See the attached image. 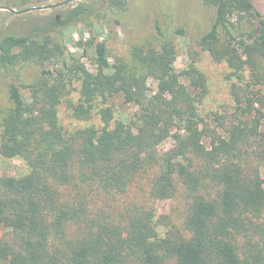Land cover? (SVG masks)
I'll use <instances>...</instances> for the list:
<instances>
[{
	"label": "trees",
	"instance_id": "trees-1",
	"mask_svg": "<svg viewBox=\"0 0 264 264\" xmlns=\"http://www.w3.org/2000/svg\"><path fill=\"white\" fill-rule=\"evenodd\" d=\"M128 1L103 0V10L79 3L26 31L0 34V73L9 78L0 154L29 168L0 179V225L17 239L0 240V264H264V13L253 0H199L213 16L196 44L225 63L233 80V110L216 114L212 125L198 110L207 85L194 59L175 68L183 26L156 22L151 39L132 43L110 64L109 33ZM94 14L108 34L80 40L81 53L68 50L63 29L91 28ZM91 51L96 72L80 62ZM28 66L35 77L24 78ZM116 97L138 107L127 122L114 117ZM63 102L75 119L96 114L101 126L65 131ZM174 129L179 139L160 153ZM141 172H152L153 199L172 197L175 178L181 182L190 198L181 225L130 212L113 224L90 214L85 186L123 193ZM115 233L125 235L122 245Z\"/></svg>",
	"mask_w": 264,
	"mask_h": 264
},
{
	"label": "rangeland",
	"instance_id": "rangeland-1",
	"mask_svg": "<svg viewBox=\"0 0 264 264\" xmlns=\"http://www.w3.org/2000/svg\"><path fill=\"white\" fill-rule=\"evenodd\" d=\"M64 0H27L17 6L22 0H0V6L13 7L16 10L35 7L28 12L14 14L6 9H0V34L8 32L26 31L33 23L44 21L50 15H60L69 8L79 4H91L102 9L103 0H75L64 5L39 9L38 7ZM257 9L264 13V0H253ZM93 15L91 18L92 27H86L82 23H76L63 29L61 41L68 50L81 53L78 47L80 40H87L97 35L102 40L108 34V29L101 20ZM121 24L113 28L110 39L107 41L109 51V62L112 64L116 57L124 55L129 46L137 41L151 39L155 33L156 22L162 28H174L183 26L187 30L185 37H177V58L175 61L176 71L186 68L193 61L206 79L207 93L201 102L198 103V110L201 115L212 125L219 121L214 120L216 114L226 115L232 112L234 101L231 95L232 79H229V68L225 63L213 61L208 52L203 51L196 44V38L200 36L207 27V22L213 16V10L202 7L199 0H129L127 9L120 15ZM92 51L90 56L80 57L89 70L96 72L97 65L93 64ZM107 71H110L108 69ZM24 78H33L36 71L28 66L23 71ZM177 79L188 85L183 77ZM3 73H0V102L4 101L7 94V81ZM150 91H155L156 81L149 78L147 81ZM78 97L77 91L70 94L71 100ZM115 103L114 117L128 121L138 107L131 103H124L121 97L113 99ZM59 121L63 129L72 132L78 128L88 125L101 126L96 114L88 120H77L71 110L63 102L58 110ZM222 121V119H220ZM181 131L173 130L171 135L159 146V152L171 148L179 139ZM29 171L27 163L19 157L6 158L0 154V179H18ZM259 171L264 186V162L259 164ZM151 173H138L128 184L127 190L123 193L107 191L101 187L91 185L85 186L86 192L90 194L89 212L92 216H108V221L113 224H121L128 212L138 215L147 220L166 219L175 224L181 225L190 202L189 195L184 190L181 182L175 178L176 192L168 199H153L149 194ZM89 191V192H88ZM163 232L164 226H159ZM112 239L123 244L125 235L115 233ZM0 240L16 244L17 239L13 232L0 225Z\"/></svg>",
	"mask_w": 264,
	"mask_h": 264
},
{
	"label": "water",
	"instance_id": "water-1",
	"mask_svg": "<svg viewBox=\"0 0 264 264\" xmlns=\"http://www.w3.org/2000/svg\"><path fill=\"white\" fill-rule=\"evenodd\" d=\"M71 1H75V0H64V1H61V2H57V3H52V4H48V5H43V6H40L38 7L39 9H47V8H51V7H57V6H61V5H64L68 2H71ZM0 9H6L14 14H21V13H25V12H28L32 9H36L35 7H31V8H25V9H20V10H16L12 7H3V6H0Z\"/></svg>",
	"mask_w": 264,
	"mask_h": 264
}]
</instances>
